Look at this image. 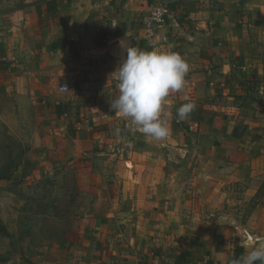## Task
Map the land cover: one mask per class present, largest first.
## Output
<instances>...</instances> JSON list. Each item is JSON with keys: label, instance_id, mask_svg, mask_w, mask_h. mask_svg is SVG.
Instances as JSON below:
<instances>
[{"label": "crops", "instance_id": "0c3cea01", "mask_svg": "<svg viewBox=\"0 0 264 264\" xmlns=\"http://www.w3.org/2000/svg\"><path fill=\"white\" fill-rule=\"evenodd\" d=\"M163 1L150 36L143 16ZM5 10L0 86L67 94L50 131L71 143L73 164L88 159L82 176L97 198L80 235L41 264H232L248 232L264 235V0H24ZM127 46L190 65L185 89L167 98L165 140L111 109ZM189 102L195 110L178 122ZM228 197L231 207L207 201ZM183 227V237L170 233Z\"/></svg>", "mask_w": 264, "mask_h": 264}, {"label": "rangeland", "instance_id": "374dc122", "mask_svg": "<svg viewBox=\"0 0 264 264\" xmlns=\"http://www.w3.org/2000/svg\"><path fill=\"white\" fill-rule=\"evenodd\" d=\"M23 1L0 0V4L8 10ZM36 95L0 86V264H41L55 259L96 215L97 198L87 190L89 183L82 176L86 170L82 163L88 159L73 164L71 143L58 145L60 140L50 131L52 122L59 120L53 112L67 94H57L53 100ZM49 110L53 119L44 121L42 115ZM259 199L253 200L255 204ZM207 201L210 206L216 202L231 207L232 199ZM223 212L229 214L228 208ZM195 218L204 222L216 214H195L193 222ZM187 231L183 227L170 233L183 237Z\"/></svg>", "mask_w": 264, "mask_h": 264}, {"label": "clouds", "instance_id": "9594fccd", "mask_svg": "<svg viewBox=\"0 0 264 264\" xmlns=\"http://www.w3.org/2000/svg\"><path fill=\"white\" fill-rule=\"evenodd\" d=\"M126 50V59L111 74L118 82V96L111 109L130 118L146 138L165 140L170 135L167 98L185 89L190 65L172 51H145L136 46ZM195 108L194 103L183 104L176 110L177 121L187 120ZM243 242L247 250L232 264H264V235L248 232Z\"/></svg>", "mask_w": 264, "mask_h": 264}, {"label": "built area", "instance_id": "2783aa9c", "mask_svg": "<svg viewBox=\"0 0 264 264\" xmlns=\"http://www.w3.org/2000/svg\"><path fill=\"white\" fill-rule=\"evenodd\" d=\"M167 12V3L165 1L160 2L158 5L150 7L147 15L143 16V24L147 33L152 36L155 29L164 23L165 15ZM69 88L67 85L60 87L61 92H68Z\"/></svg>", "mask_w": 264, "mask_h": 264}, {"label": "trees", "instance_id": "16d2710c", "mask_svg": "<svg viewBox=\"0 0 264 264\" xmlns=\"http://www.w3.org/2000/svg\"><path fill=\"white\" fill-rule=\"evenodd\" d=\"M236 252H237V255H238L237 258H239V257L243 254V249H242V248H241V249H238V248H237ZM187 255H189V253H182V254H181V257L185 259V257H186Z\"/></svg>", "mask_w": 264, "mask_h": 264}]
</instances>
